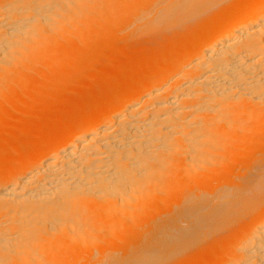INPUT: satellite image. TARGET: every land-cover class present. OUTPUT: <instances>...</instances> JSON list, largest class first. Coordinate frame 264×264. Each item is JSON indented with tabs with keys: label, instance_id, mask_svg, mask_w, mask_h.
Returning a JSON list of instances; mask_svg holds the SVG:
<instances>
[{
	"label": "bare ground",
	"instance_id": "1",
	"mask_svg": "<svg viewBox=\"0 0 264 264\" xmlns=\"http://www.w3.org/2000/svg\"><path fill=\"white\" fill-rule=\"evenodd\" d=\"M0 264H264V0H0Z\"/></svg>",
	"mask_w": 264,
	"mask_h": 264
},
{
	"label": "rangeland",
	"instance_id": "2",
	"mask_svg": "<svg viewBox=\"0 0 264 264\" xmlns=\"http://www.w3.org/2000/svg\"><path fill=\"white\" fill-rule=\"evenodd\" d=\"M107 51H109V50H107ZM105 52H106V51H105ZM129 52H130V51H128L127 54L125 53V54L127 55V57H130V56H128V53H129ZM130 54H131V53H130ZM130 54H129V55H130ZM133 55H134V53H133ZM105 56H106V55H105ZM124 56H125V55H124ZM131 56H132V55H131ZM105 58H108V57H104V60H105ZM124 58H126V56H125ZM104 60L102 59V61H104ZM99 63H100V62H99ZM97 64H98V63H97ZM14 123H15V122H14Z\"/></svg>",
	"mask_w": 264,
	"mask_h": 264
}]
</instances>
